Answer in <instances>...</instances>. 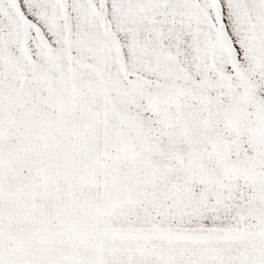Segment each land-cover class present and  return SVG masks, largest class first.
Instances as JSON below:
<instances>
[{
	"label": "snow or ice",
	"instance_id": "6c2138e0",
	"mask_svg": "<svg viewBox=\"0 0 264 264\" xmlns=\"http://www.w3.org/2000/svg\"><path fill=\"white\" fill-rule=\"evenodd\" d=\"M0 264H264V0H0Z\"/></svg>",
	"mask_w": 264,
	"mask_h": 264
}]
</instances>
